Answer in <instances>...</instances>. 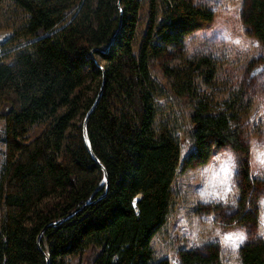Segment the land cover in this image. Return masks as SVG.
Listing matches in <instances>:
<instances>
[{
	"label": "trees",
	"instance_id": "1",
	"mask_svg": "<svg viewBox=\"0 0 264 264\" xmlns=\"http://www.w3.org/2000/svg\"><path fill=\"white\" fill-rule=\"evenodd\" d=\"M213 19L188 0H0V30L11 31L0 45V264H173L154 260L150 246L172 187L222 149L237 165L229 225L248 235L239 262L264 264V241L249 234L261 193L243 126L255 102L247 78L264 77V0H242L244 33L260 52L219 103L201 90L218 85L215 59L167 62ZM101 86L86 129L103 185L82 135ZM34 127L43 129L31 137ZM176 256L179 264H222L216 242Z\"/></svg>",
	"mask_w": 264,
	"mask_h": 264
},
{
	"label": "rangeland",
	"instance_id": "2",
	"mask_svg": "<svg viewBox=\"0 0 264 264\" xmlns=\"http://www.w3.org/2000/svg\"><path fill=\"white\" fill-rule=\"evenodd\" d=\"M188 1H191L194 5L210 9L214 13V19L208 26L189 36L180 51L171 50L167 62L169 66L179 67L197 57L208 56L215 59L221 67L218 85L209 89L202 87L201 90L213 102L219 103L227 98L229 87H238L243 82L248 64L260 52L259 45L254 39L247 37L244 33L241 23L242 0ZM7 15L8 11L4 12L3 20H5V25L11 19V17H6ZM142 28L143 26L140 30ZM226 34L230 39L223 38ZM10 35L11 31L0 30V45ZM235 40H239L240 43H234ZM18 45L23 46L24 43H18ZM93 59L102 66L101 61L97 57H93ZM85 71L89 72L87 68ZM247 79L250 87L253 88L252 93L255 96V102L252 112L248 119L244 121L243 126L248 132L250 173L252 178L257 180L256 192L258 194L259 192L261 193L260 202L258 203L260 211L259 222L257 226H253L249 234L253 235L251 239L256 237L264 241V203H262L264 201V168L260 167L258 162H254L253 155L254 145H264V77L260 79L261 81L256 78H249V76ZM89 88L92 91H89ZM84 91L90 98L93 96V86L89 84V81ZM42 129L43 127H34L31 137L39 134ZM178 136L182 142V134L179 133ZM3 141L4 125L0 120V176L4 165ZM228 151L230 150H219L213 157L223 155ZM210 163H213L212 159L207 165L195 166L177 177L172 187L174 198L165 223L150 242L154 260L167 258L173 263V261H177L176 254L180 250L198 249L208 243L216 242L220 248V261L222 264H240L238 249L248 240V235L246 231L237 227L232 228L229 225V218H231L229 210L235 206L233 201L236 202L238 198L237 181L235 179L237 169L233 170L231 185H234V190L230 193L228 202L225 203L211 198L205 201L198 194L204 187V169ZM208 217L212 218L211 224L208 223ZM217 231H219V235L216 234ZM239 232H242L246 239L235 250L221 242L224 235ZM79 263L78 258H68V264Z\"/></svg>",
	"mask_w": 264,
	"mask_h": 264
},
{
	"label": "clouds",
	"instance_id": "3",
	"mask_svg": "<svg viewBox=\"0 0 264 264\" xmlns=\"http://www.w3.org/2000/svg\"><path fill=\"white\" fill-rule=\"evenodd\" d=\"M254 162H258L259 166L264 168V145L253 146ZM213 163H210L203 172L205 177L204 187L199 192V197L205 201L218 199L225 203L228 202L230 193L234 190V185H231L233 178V170L237 167L235 156L231 151L225 152L223 155H217L212 158ZM235 203V201H233ZM264 203V201H262ZM211 217H208V223L211 224ZM219 235V231L216 233ZM243 236L242 232L235 233ZM232 234V235H235ZM193 238H195L193 236ZM221 242L228 245L231 242L225 241L222 237ZM117 257H114L116 259ZM173 264H179L178 260L173 261Z\"/></svg>",
	"mask_w": 264,
	"mask_h": 264
},
{
	"label": "water",
	"instance_id": "4",
	"mask_svg": "<svg viewBox=\"0 0 264 264\" xmlns=\"http://www.w3.org/2000/svg\"><path fill=\"white\" fill-rule=\"evenodd\" d=\"M105 52V51H104ZM101 91H102V86L98 92V95H97V98L93 104V106L91 107V109L87 112V114L85 115L84 117V120H83V125H82V135H83V142H84V146L88 152V154L90 155V157L96 162L99 164L98 160L96 159V157L94 156L93 152H92V149H91V146H90V143H89V140H88V135H87V129H86V124H87V121H88V118L89 116L91 115V113L93 112L94 108L96 107L98 101H99V98H100V95H101ZM100 165V164H99ZM100 167L102 168V166L100 165ZM102 172H103V178H102V181H101V185L103 184H107V176H106V173L104 171V169L102 168ZM73 215L70 214L68 217L64 218V219H61L59 220L58 222H56L55 224H52L50 227H53L59 223H61L62 221H64L65 219H68L70 218L71 216ZM39 239L40 237L38 238V247H39Z\"/></svg>",
	"mask_w": 264,
	"mask_h": 264
},
{
	"label": "snow or ice",
	"instance_id": "5",
	"mask_svg": "<svg viewBox=\"0 0 264 264\" xmlns=\"http://www.w3.org/2000/svg\"><path fill=\"white\" fill-rule=\"evenodd\" d=\"M223 38L224 39H230V37L227 34ZM234 43L239 44L240 41L239 40H235ZM223 239L225 241L231 242L230 244H228V246H231L233 250H235L236 248H238L239 245L241 243H243V241H244L243 236L240 235V234H235V235L226 234V235L223 236Z\"/></svg>",
	"mask_w": 264,
	"mask_h": 264
}]
</instances>
